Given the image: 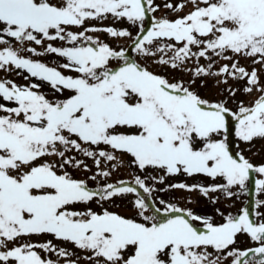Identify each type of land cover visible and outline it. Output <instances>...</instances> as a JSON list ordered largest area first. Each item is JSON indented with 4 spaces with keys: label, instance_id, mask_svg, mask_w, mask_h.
Returning <instances> with one entry per match:
<instances>
[{
    "label": "snow or ice",
    "instance_id": "obj_1",
    "mask_svg": "<svg viewBox=\"0 0 264 264\" xmlns=\"http://www.w3.org/2000/svg\"><path fill=\"white\" fill-rule=\"evenodd\" d=\"M109 16L129 27L89 25ZM48 54L63 62L33 58ZM12 69L39 83L0 79V264H264V198L255 213L216 207L253 172L264 196V163L229 139L235 121L241 143L264 140V0H0V70ZM206 78L215 100L199 92ZM122 167L129 176L113 180ZM172 190L198 193L213 214L156 199ZM117 200L134 215L110 210Z\"/></svg>",
    "mask_w": 264,
    "mask_h": 264
},
{
    "label": "rangeland",
    "instance_id": "obj_2",
    "mask_svg": "<svg viewBox=\"0 0 264 264\" xmlns=\"http://www.w3.org/2000/svg\"><path fill=\"white\" fill-rule=\"evenodd\" d=\"M159 2V0H157ZM191 6L189 5V8ZM185 11H188V9H185ZM165 10L161 8L157 13H155L156 17H160L165 15ZM146 26H148L149 22L146 21ZM89 25H97L99 27H105V26H112L116 28H128L129 24L127 21L124 20H114L111 16L108 18L102 20V21H90ZM73 31H77L78 29L73 28ZM130 31H132L134 34L136 32L135 27L129 28ZM90 35H93V38H99L100 40H103L105 42L110 43L113 47L120 48L121 46H126L131 43V41L126 40V39H114L110 36H108L104 32H96V33H89ZM64 42L56 41L54 42L55 45L60 46ZM39 47V46H37ZM127 50V49H126ZM26 55H28L26 53ZM133 56H135V53H132ZM34 59H39L42 62L48 63L50 66L57 65L59 63L63 62V59L54 55V54H48L44 55L42 57H33ZM141 62H142V58ZM223 63V61H221ZM201 64L204 63L203 60L200 61ZM242 64H247L248 61L246 60H241ZM149 66L150 70L156 72V73H166L167 77L172 80L173 78H183L185 81L189 79V74L184 72V71H177L173 70L171 68H161L159 65L152 63L149 61ZM67 74H73L74 73H67ZM28 75L26 72H23L22 70H16L12 69L11 71L5 72L3 70H0V79H9L17 83L18 85H26L30 81L39 83V81L35 80V78L29 77V80H25L24 76ZM200 81H197V84H199ZM229 84H231L233 87H241L243 82H240V84H237L236 82L229 80ZM221 88L224 87V85L220 86ZM46 94L51 95L49 86L47 84L43 85L42 89ZM220 89L215 87L214 81L211 78H206V86L203 88L199 89L200 94L209 99V100H215L217 99V93L219 92ZM254 97L249 96L246 94H242L241 92L237 93L236 100H243L245 102H248L252 100ZM230 107L235 109V105L230 102L229 104ZM233 124V132L232 135H230L229 139L231 141V146L234 148V150H240L246 158L250 159V161L254 165H260L264 163V140H257L253 145H245L244 143H241L239 139L235 136L234 132V126H235V121H232ZM125 161L129 159V157L124 156L123 158ZM87 163L91 165V160H88ZM132 171V169L128 167H122L119 169L118 172L113 174L112 179L116 180L118 178H127L129 176V173ZM74 175L79 177V178H86L89 173L81 172V171H76L74 172ZM262 178L259 174L253 172V181L251 179L248 182V187L244 192H241L238 196L237 199H234L232 201L229 200H221L216 207H220L222 210L225 208L230 209L233 213H235L238 209L243 208V207H248V205H251V194L254 197V202L252 203L251 206L254 205V213H255V201L257 199L264 198V196L259 195L256 192V186L252 190L251 186L252 183L255 184L256 179ZM180 181H185L189 184L194 183V182H201V183H209L210 180L209 178L203 177V176H197V177H192V178H187L183 176H176L173 177L169 180V183H174V182H180ZM91 183V182H90ZM186 197H190L192 200V203H187ZM163 198L166 201H174L178 203L179 206L181 207H187V208H192L195 210L198 214H213L214 212V206L209 203L208 200L202 198L199 196L198 193H187L185 191L181 190H172L167 193H159L156 199ZM116 204L119 205L118 208L116 207H111L110 210H115L119 211L122 214H127L129 216L134 215L133 209L130 206H126L127 202L126 201H120L117 200ZM94 206V205H93ZM107 206V205H106ZM95 207V206H94ZM98 210V209H97ZM260 211H264V209H261ZM217 221L220 220L219 217H216ZM238 246L239 247H248L251 246L249 241L245 236H241L238 241ZM71 248V245L68 246Z\"/></svg>",
    "mask_w": 264,
    "mask_h": 264
}]
</instances>
